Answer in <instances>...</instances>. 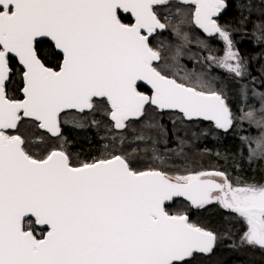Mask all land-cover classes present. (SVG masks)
I'll list each match as a JSON object with an SVG mask.
<instances>
[{"label":"snow or ice","instance_id":"snow-or-ice-1","mask_svg":"<svg viewBox=\"0 0 264 264\" xmlns=\"http://www.w3.org/2000/svg\"><path fill=\"white\" fill-rule=\"evenodd\" d=\"M175 4L162 17L158 8H172L173 0H0V264H193L214 253L218 235L191 222L187 211L170 212L178 198L194 209L215 203L238 215L246 224L241 242L264 249V185L234 183L223 171L140 170L127 152L74 163L63 147L50 148L42 138L34 153L22 131L28 121L59 138L61 113L101 105L121 132L143 119L146 106L232 128L221 92L202 76L170 74L188 43L181 25L189 6L191 22L225 42L222 58L207 59L245 75L229 31L218 22L228 4ZM173 16L179 43L168 63L153 41ZM17 90L22 99L10 94ZM245 118L264 127V106L259 117L250 110ZM257 149L264 155V144Z\"/></svg>","mask_w":264,"mask_h":264},{"label":"flooded vegetation","instance_id":"flooded-vegetation-1","mask_svg":"<svg viewBox=\"0 0 264 264\" xmlns=\"http://www.w3.org/2000/svg\"><path fill=\"white\" fill-rule=\"evenodd\" d=\"M226 2L228 4V7L229 5H231V7L235 6L231 4L234 3L233 0H226ZM173 5L174 6L172 7V10L175 11V8L179 7V5H176L175 2H173ZM190 10L191 9L189 6H184V12L188 13V24L190 23V26H192L193 30L189 27L186 32L187 34H189V37L188 43L185 46V50L183 51L184 54L182 57H180L179 62L181 68L176 70L172 67L170 74H176L178 78L184 77L186 73H191L194 76H202L206 81L209 82L212 88L221 92L225 98V102L229 106V109L231 110V113L233 115L232 128H230L227 132H221L216 130L214 125L210 123H204L201 121L187 122L182 118L181 114L177 112H160L155 107L146 106V112L143 119L138 122L131 123L127 131L121 132L119 130L112 129L108 117L104 112V106L101 105L95 111H86L84 114H80L76 111L62 113L60 116L62 136L59 138L51 137L47 133L42 132L38 129L40 132L46 134V136H48L49 138L56 140L57 143L51 145L50 148L63 147V149L71 155L74 163H79L80 161H83L82 159L76 160L73 156L72 151L64 142L65 132L76 129L78 125H80L82 129H85L90 125L92 126V122L94 120L96 122L101 121L106 124L109 128L108 142L107 148L101 150L96 157L106 155L111 152H115L117 154H120L121 152H127L130 153L132 157L138 161L135 166L140 170H146L150 167L159 168L169 172V174L172 175L188 174L189 172L195 171H223L227 173L228 176L235 183L234 172L231 171L229 168L225 167L224 165H220L217 163H209L208 165L201 162L195 167L190 166L183 168L184 170H177L174 168L167 169V166L164 161L170 159L174 154L178 153L176 152V146L178 144V141L176 140V136L178 135L177 132H180L181 129L183 131L189 128H194L196 132L204 131L205 133L204 135H201L203 138H199L198 135H196V141H192L189 143V150L195 149V151H198L196 152V154L200 157L203 154L202 149H205V147H215L218 143L234 145L237 144L234 150H239V155L242 154L241 156H249L251 161L252 159L253 161H255H252L253 163H256L258 161L257 163L261 164H255L258 167L260 166L259 170H250V172L254 171V182L250 181L245 184H255L258 186L264 185V155H262L259 149H257L258 143L264 144V127H260L252 122H249L248 124L245 121L236 124L235 112L229 103V99H231L229 97L230 95L241 96L240 92H238L237 94V90H242L243 98L250 103L258 102L259 100L264 99V97H262L261 95L264 94V62H262L261 59H257V57H253V54L251 52L254 51V53L258 54L259 52L264 51V40L262 41V43L256 45V49H252L249 43L250 40L246 34H241L239 32L232 33V30L228 25L229 19L225 18V14L228 8L220 16L218 22L222 26L226 27L229 31L234 46L233 50L239 53L247 70L243 77H236L234 74L227 72L225 69L217 66V64L213 61L207 59V57L209 56L216 57L217 59L222 58L226 50L225 42L218 35L207 37L202 32L197 31L193 23L191 22ZM158 11L162 17L165 14L171 13L170 8L168 7L158 8ZM174 18L177 19L176 16ZM128 19H131L130 16L128 17ZM128 19H126L125 22H128ZM173 36V33L169 29L167 31H164L162 34L157 35L156 39L153 41L154 45L162 47L163 55L165 56L166 62L167 59L171 58L172 55L170 53L171 48H173L171 44L173 41H175V39H173ZM247 44L250 45L251 49H248ZM260 56L264 58L262 54H260ZM146 88L147 87H143L140 89V91H145ZM146 94H150V92H146ZM231 100L234 101L233 98ZM250 108L257 110L256 112H258V110L260 111L261 109V107L257 108L256 105L251 106ZM181 121L184 124L193 122H198L201 124H193L186 126L183 125ZM180 123L181 125H179ZM149 124L162 125L163 128H149L147 127V125ZM133 129H135V132L133 131ZM137 135H143L145 139L136 140L135 137ZM121 138H123L124 140L123 144H121L120 142ZM153 146L156 147L155 151L161 154V157L159 159H155L150 155V151L153 149ZM133 148L136 149L134 153L132 152ZM253 151H255V155H252ZM205 154L208 153L205 152ZM154 161H158V163H154ZM172 162H177V160ZM160 164L163 165L161 166ZM210 207H214L215 209L220 210L224 215L229 217L234 224L238 226L237 239L235 240L238 241V244L240 245L241 249L248 251H264V249H261L258 246H249L241 242V237L246 231V224L238 215L223 211L217 204L212 205ZM210 207L204 208L201 211H204ZM200 257L206 258L205 256L198 255L196 259Z\"/></svg>","mask_w":264,"mask_h":264},{"label":"trees","instance_id":"trees-1","mask_svg":"<svg viewBox=\"0 0 264 264\" xmlns=\"http://www.w3.org/2000/svg\"><path fill=\"white\" fill-rule=\"evenodd\" d=\"M233 2L234 3L231 4L235 6L231 7V5H229L225 14V18L229 19L228 25L232 30V33L239 32L241 34H246L250 40L249 43L252 49H256V45L262 43L264 40V0H233ZM170 12V14H173L175 11L170 9ZM174 17L169 27L171 32L172 27L179 21V17L176 16L177 19ZM189 27L192 29V26H190V23L188 24L187 19V22L181 25V31L186 33ZM187 35L189 37V34ZM177 43H179V41L175 37V41L172 42L173 48L171 50V54L174 53V46ZM250 45L247 44L248 49H251ZM184 50L185 47L183 51ZM251 52L253 57H257V59H261V61L264 62V58L260 56V54L264 56V51L259 52L258 54L254 53V51ZM179 61V67L173 66L176 70L181 68ZM56 63L57 62L53 61L51 66H54ZM238 92L241 93V96H229L231 99H234V101L229 99V103L235 112L236 124L244 121L249 124L250 121L245 118V113L250 110H254L256 112L257 110L250 107L254 105H256L257 108L264 106V99L259 100L258 102L250 103L243 98L242 90H237V94ZM10 94L17 99L21 98L19 90ZM259 115L260 111L258 110V112H256V116L259 117ZM181 123L183 122L181 121ZM181 123L179 125H181ZM22 131L28 137L31 149L34 153L40 151L35 147V144L39 142L40 138H42L43 142L50 147L51 145L57 143L55 139L49 138L46 134L40 132L31 122L26 121L22 126ZM108 132V126L101 121H97V123H93L92 126L90 125L85 129H82L81 126L78 125L76 129L65 132L64 142L68 145L76 160H90L91 158L96 157L101 150L107 148ZM177 133L178 135L176 136V140L178 141V144L176 146V152L178 153L174 154L170 159L164 161L167 169L174 168L177 170H184L183 168L190 166L195 167L201 162L208 165L209 163H217L224 165L234 172L235 183L239 182L241 184H245L250 181L254 182L255 174L254 171L250 172V170H259L260 166L258 167L255 164H261H258V161L253 163L255 161L252 159V162L249 156H241L242 154L239 155V150H234L237 144L218 143L215 147H205V149H202V156L199 157L196 154L198 151H195V149L189 150V143L196 141V135H198L199 138H203L201 135H204L205 132H196L194 128H189L183 131L181 129L180 132ZM193 133H195V135H193ZM152 148L153 149L150 151L151 157L159 159L161 154L155 151V146ZM205 152L208 154H205ZM175 160H177L178 163L172 162ZM154 163H158V161H154ZM160 165L162 166L163 164ZM168 210L173 213L178 210L187 211L191 222L208 230L214 231L218 235L217 246L214 253L209 257H200L194 260L193 264H264V251H248L241 249L238 241L235 240L237 239L238 226L220 210L210 207L204 211L195 212L188 207L187 203L181 200L176 201L169 207Z\"/></svg>","mask_w":264,"mask_h":264},{"label":"water","instance_id":"water-1","mask_svg":"<svg viewBox=\"0 0 264 264\" xmlns=\"http://www.w3.org/2000/svg\"><path fill=\"white\" fill-rule=\"evenodd\" d=\"M173 2H175V0H173ZM122 16H128V14H122ZM194 25V27H195V29L197 30V31H199V32H202L205 36H207V37H211V36H208L206 33H204L203 32V30H201V29H199L195 24H193ZM44 39H47V38H44ZM50 42V41H49ZM145 87H148V86H145ZM20 96H21V98L20 99H22V93H20ZM152 107H155V106H152ZM69 111H76V112H78L77 110H73V109H69V110H65V112H69ZM160 111V110H159ZM163 111H167V112H177L176 110H163ZM163 111H160V112H163ZM64 113V112H63ZM178 113V112H177ZM62 114V113H61ZM185 121H187L186 119H184ZM193 121H201V122H204V123H210V124H212V125H214V122H211V121H205V120H203V119H196V120H193ZM187 122H192V121H187ZM214 127H215V125H214ZM215 129L216 130H218V131H221V132H225L224 130H222V129H218V128H216L215 127ZM40 131H42V132H45V131H43V130H40ZM46 133V132H45ZM48 134V133H47ZM48 135H50V134H48ZM179 200H181V201H184L182 198H178L176 201H179ZM185 203H187L186 201H184ZM173 205V204H172ZM212 205H215V203H213V204H210V205H207V206H205L204 208H207V207H210V206H212ZM218 205V204H217ZM219 206V205H218ZM220 207V206H219ZM203 208V209H204ZM223 211H225V212H227V213H230V212H228L227 210H224L222 207H220ZM190 209L192 210V211H195V212H198V211H201L202 209H194V208H191L190 207ZM206 257V256H205Z\"/></svg>","mask_w":264,"mask_h":264},{"label":"rangeland","instance_id":"rangeland-1","mask_svg":"<svg viewBox=\"0 0 264 264\" xmlns=\"http://www.w3.org/2000/svg\"><path fill=\"white\" fill-rule=\"evenodd\" d=\"M170 9H172V8H170ZM173 39H175V37L173 36ZM172 45V44H171ZM171 50H172V48H171ZM171 53V52H170ZM167 62L168 63H171V59L170 58H168L167 59ZM176 120V119H175ZM193 124H201V123H196V122H193V123H188V124H183V125H186V126H188V125H193Z\"/></svg>","mask_w":264,"mask_h":264}]
</instances>
